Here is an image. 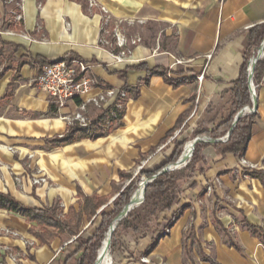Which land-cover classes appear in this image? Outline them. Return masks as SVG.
Here are the masks:
<instances>
[{"label":"crops","instance_id":"obj_1","mask_svg":"<svg viewBox=\"0 0 264 264\" xmlns=\"http://www.w3.org/2000/svg\"><path fill=\"white\" fill-rule=\"evenodd\" d=\"M103 1L114 17H132L144 32L126 45L128 62H114L111 55L119 48L100 43L102 14L88 10L84 0H0V193L24 207H58L66 215L70 207L79 208L78 192L108 198L110 204L117 196L114 189L126 181L119 173L135 177V166L137 172L159 167L168 156L169 139L183 125L212 130L238 76L249 30L264 23V0ZM15 13L22 15L20 23ZM61 59L90 65L92 94L125 90L119 125L94 139L64 146L50 143L65 134L68 126L62 117L74 104L57 109L33 80L43 65ZM151 70L158 73L149 74ZM201 74L199 85L196 77ZM167 80L181 84L172 87ZM255 95L254 122L243 155L220 156L215 144H201L194 171L179 181L178 203L158 216L157 231L134 240L129 258L118 264H141L142 256L149 264H264L258 238L264 236V183L240 165L243 158L264 173V71ZM88 114L100 116L91 107ZM141 158L147 159L139 166ZM36 170L48 175V184H31ZM31 226L19 214L0 210V230H14L34 242L25 248L0 235V245L18 248L22 264L74 262L67 260L69 238L61 235L40 245L29 233ZM164 228L169 233L155 239L148 251ZM0 262L14 264L2 251Z\"/></svg>","mask_w":264,"mask_h":264},{"label":"trees","instance_id":"obj_2","mask_svg":"<svg viewBox=\"0 0 264 264\" xmlns=\"http://www.w3.org/2000/svg\"><path fill=\"white\" fill-rule=\"evenodd\" d=\"M263 40L264 23L256 25L249 30L248 44L243 53L238 76L233 82L232 89L229 91V99L226 107L219 114V120L212 130H206L204 128L193 130V137L205 136L221 138L225 136L231 128L237 113L244 107L251 105L247 83V69L249 60L255 55ZM262 71H264V57L256 63L253 71L252 82L255 85L259 81ZM153 73L157 74L158 72H154V70L149 71V74ZM159 75L162 76L161 73ZM167 81L172 87H177L181 84V82ZM100 118L101 116L93 118L87 128L77 126L68 127L65 134L52 139L50 143L55 146H64L84 139H94L95 137L89 136V133L99 131ZM181 122L182 119L178 120L170 135L176 128H179ZM253 122V114L240 117L236 121L228 140L224 143L214 145L217 154L220 156L226 154H231L236 157L242 156L250 138ZM184 142V139L181 141L177 140L164 162L154 170L141 169L135 177H132V174L120 172L121 179L131 181L123 188L117 187L114 189V193H117V196L110 204H107L109 201L108 198L96 195L84 197L78 192V197L82 199V202L79 204L77 211L70 207L66 215H61V209L58 207L49 209L27 208L16 202L10 195L0 193V210L17 213L26 222L33 223L34 226L29 228V233L40 245L48 244L51 240L65 235V237L70 239L71 250L67 260L73 259L74 262L72 264H94L105 234L114 219L128 203L130 197L136 190V184L139 179L141 177L150 179L166 166L175 163L181 153ZM201 147L202 145H199L193 151L191 160L183 167L182 170L185 174H180L175 171L164 172L157 175L146 186L143 202L119 221L117 227L112 232L109 247L111 251L118 244V237L121 235L122 228L130 231L135 237L143 238L148 233L146 227L147 221L155 222L161 213L170 211L178 203V183L185 178L186 173H192L194 171V168L199 162L198 154ZM250 175L258 177L264 183V173L253 171ZM102 206L105 207L98 212ZM96 220H98L97 224H95ZM85 222H89L90 224L86 230L81 231ZM252 231L255 232L253 229ZM258 238L259 243L264 249V236L259 234ZM155 244L156 241L153 238L148 251Z\"/></svg>","mask_w":264,"mask_h":264},{"label":"built area","instance_id":"obj_3","mask_svg":"<svg viewBox=\"0 0 264 264\" xmlns=\"http://www.w3.org/2000/svg\"><path fill=\"white\" fill-rule=\"evenodd\" d=\"M87 1L90 8L96 6L93 0ZM14 20L17 23H20L22 21V15L20 13H15ZM6 33L13 34L9 31H7ZM116 41V46L120 51L117 54L111 55L114 62L123 63L130 61V51L125 48L126 43L118 36L116 37ZM100 43L103 45H108L107 42L103 41L102 38H100ZM131 43L134 44L135 41H132ZM211 57L212 54H208L206 56V59L210 60ZM175 62L180 63L181 61L176 60ZM89 70L90 65L79 59H61L43 66L40 69V73L34 78L33 83L36 88H38L48 97V99L55 105L57 109L65 107L68 103L74 104V110L69 115L62 117V119L66 121L68 127L77 126L80 128H87L93 120V118H91L88 114V109L91 107L96 110L101 116V118L99 119V131L91 132L89 133V136L97 137L108 132L112 127L121 123V114L127 100V95L125 91L115 88L104 89L95 94H92L94 80H92V78L89 76ZM196 79L198 84L200 85L203 80V74L197 76ZM199 92L200 87L198 88V93ZM195 105L196 107L198 106V100H196ZM246 111L244 115H250V112L248 110ZM195 113L196 109L192 112L190 118H192ZM181 129L182 128H180L173 134V136L169 139V142L175 139L180 134ZM226 141L227 139H224L223 143ZM188 161L186 162V164L188 163ZM185 165L181 167H184ZM240 165L244 168V173L248 174L253 171H257L256 165L248 163L243 158H240ZM15 181L20 183L19 178H15ZM30 181L33 186H39L42 183H45L44 179L42 178H31ZM207 190L209 191L210 188H207ZM2 232L5 235L9 234L13 237H18L22 241L23 245H34L33 240H27L23 237H20L21 235L18 232L10 231L7 229H4ZM168 233L169 229L164 228L156 234L155 239L158 240ZM0 250H3V252L7 253L9 260L14 264L20 263V259L17 255L12 254L10 248L0 246ZM139 261L141 264H149V260L144 256L140 257ZM0 264L4 263L0 262Z\"/></svg>","mask_w":264,"mask_h":264},{"label":"rangeland","instance_id":"obj_4","mask_svg":"<svg viewBox=\"0 0 264 264\" xmlns=\"http://www.w3.org/2000/svg\"><path fill=\"white\" fill-rule=\"evenodd\" d=\"M86 1V4H87V8L88 10H97L98 12H100L102 14V17H103V23H102V33H101V38L103 39V41L107 42V44L110 46H113L114 47H117L116 46V37L118 36L121 40H123L126 45H128L131 41V38L132 37H137L138 35L141 36L144 32H141L140 31V25L136 24L134 21V23H132L131 21L134 20L131 18H127V19H121V18H116L114 17L110 11L108 10V8L106 7L105 5V2L103 0H93V2L96 4L95 7H92L90 8L89 5H88V1L87 0H84ZM106 20V22H105ZM105 45V44H104ZM255 83H253V87H254V90H255ZM222 113V111L220 112ZM181 132L180 134L175 138L173 139L172 141L169 142V147H168V150H169V153L171 151V149L173 148V145L175 144V142L177 140H182L183 138L181 137L182 135H186V139L185 142H188V141H191L192 138H194L192 135H193V130H189V126H183L181 127ZM180 129V128H179ZM173 135V134H172ZM191 137V138H189ZM184 142V144H185ZM184 147V145H183ZM182 147V149H183ZM45 149V148H44ZM9 151H13L12 148L8 149ZM48 151V150H47ZM164 151V149L162 150V152ZM166 151V150H165ZM182 152V150H181ZM50 153H54V152H48L47 154H50ZM168 153V154H169ZM181 154V153H180ZM26 159L27 160H30L28 159V157L26 156ZM147 158H141V162L139 164V166L142 165V163L145 162ZM191 160V157L189 159V161ZM183 167L179 168V169H176L174 170L175 172L177 173H180V174H185V172H183ZM131 172L133 174H137V167L135 166L133 168V170H131ZM32 178H42L44 179L45 183H42L41 185H37V187H41L43 186L44 184H48V182L50 181L48 175H46L43 171L41 170H36L35 171V176L32 177ZM141 180H145V178H140L139 181L137 182L136 184V190L139 186V183ZM131 180H126L124 181V184L122 186V188L125 186V185H128L130 183ZM36 186V185H35ZM182 187V184L181 183H178V186H177V190L180 191ZM135 190V191H136ZM134 191V192H135ZM139 206V205H138ZM137 206V207H138ZM146 227H147V234L150 235V233L152 232V230L155 228V230L157 231L158 230V226H155V223L153 221H147V224H146ZM4 229H2L3 231ZM9 230V229H7ZM0 230V235H3L5 237H8V238H12L14 240H18L19 242L22 243V241L18 238V237H13L12 235H5L3 232ZM10 231H14V230H10ZM16 232V231H15ZM160 232V231H159ZM158 232V233H159ZM21 235V234H20ZM20 237H23L24 239H27V240H31L30 238H27L23 235H21ZM105 237V236H104ZM120 241L122 242L123 244V247H124V250H121L120 249V246H119V243L115 245L113 251H111V248L109 249V252H110V258L108 260V264H118V261H121L123 259H127L129 258L127 255H130L131 254V251H130V248H131V244L134 242V240H136V238L138 237H135L132 235V233L130 231H128L127 229L125 228H122L121 229V235H120ZM104 240V239H103ZM119 242V241H118ZM1 247H8L10 248L9 246H3V245H0ZM22 247H33V246H27V245H23L21 244ZM125 249H126V252H125ZM11 252L13 255H17L18 258L20 259V263L19 264H22L21 263V259H22V253H20L18 251V248L17 250L14 249V248H10ZM1 251V250H0ZM3 252V250H2ZM8 254L4 252V256L9 260V257L7 256ZM5 259H3L2 261H4ZM10 261V260H9ZM1 263H4V262H1ZM5 264V263H4ZM7 264V263H6Z\"/></svg>","mask_w":264,"mask_h":264},{"label":"water","instance_id":"obj_5","mask_svg":"<svg viewBox=\"0 0 264 264\" xmlns=\"http://www.w3.org/2000/svg\"><path fill=\"white\" fill-rule=\"evenodd\" d=\"M263 50V51H262ZM262 54V55H261ZM264 57V40L262 41V43L260 44L258 50L256 51L255 55L249 60V64H248V74H247V83H248V89H249V93H250V98H251V105L250 106H246L244 107L241 111H239L237 113V115L235 116L232 126L231 128L228 130V132L226 133L225 136L221 137V138H210V137H205V136H199V137H194L193 139H200V138H205L206 140H202L201 142H199L193 149L192 152L189 155V158L192 156L193 151L201 144H217V143H223L224 139L229 138L230 133L232 132V129L234 128L236 121L244 116V113L246 110H248L250 112V114H254V112L256 111V95H255V90L252 86V77H253V71L255 68L256 63L261 60ZM186 144V142H185ZM185 144L184 147L182 149L181 154L179 155L178 159L176 160L175 163L170 164L168 166H166L164 169H162L160 172H158L155 176L151 177L150 179H145V180H141L139 185L142 184V195H141V200H134V194L136 193V191L132 194V196L130 197L128 203L123 207L122 211L119 213V215L114 219V221L112 222L111 226L109 227L107 233L105 234L104 238H107L108 244L110 245V237L112 232L114 231V229L117 227L118 222L121 221L131 210H133L134 208H136L138 205H140L143 202L144 199V193H145V188L146 186L159 174L164 173V172H168V171H174L176 169H178L179 167L183 166L186 164V162H184L183 164H181V158L183 155V151L185 148ZM103 242V241H102ZM102 245V243H101ZM99 251V250H98ZM98 260V253H97V258L94 262V264L97 262Z\"/></svg>","mask_w":264,"mask_h":264},{"label":"bare ground","instance_id":"obj_6","mask_svg":"<svg viewBox=\"0 0 264 264\" xmlns=\"http://www.w3.org/2000/svg\"><path fill=\"white\" fill-rule=\"evenodd\" d=\"M202 140H206V139L205 138L192 139L191 141L186 142L185 148L183 151V155L181 158V164H183L184 162L187 161L190 153L192 152V149L195 147V144L198 142H201ZM138 187L139 188L136 190V193L134 194V200L135 201L141 200L142 189H143L142 184H140ZM109 247H110V245L108 244L107 238H104L102 245L98 251V260L95 264H108V260L110 258Z\"/></svg>","mask_w":264,"mask_h":264}]
</instances>
